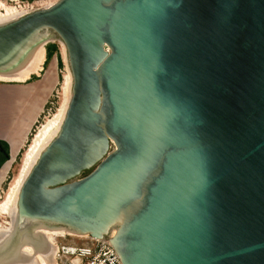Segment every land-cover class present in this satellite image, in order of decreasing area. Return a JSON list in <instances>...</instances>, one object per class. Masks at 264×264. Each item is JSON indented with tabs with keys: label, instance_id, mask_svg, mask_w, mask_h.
Returning a JSON list of instances; mask_svg holds the SVG:
<instances>
[{
	"label": "water",
	"instance_id": "95a60500",
	"mask_svg": "<svg viewBox=\"0 0 264 264\" xmlns=\"http://www.w3.org/2000/svg\"><path fill=\"white\" fill-rule=\"evenodd\" d=\"M55 36L70 98L0 264L49 260L37 227L123 264H264V0H58L0 24V72Z\"/></svg>",
	"mask_w": 264,
	"mask_h": 264
},
{
	"label": "rangeland",
	"instance_id": "374dc122",
	"mask_svg": "<svg viewBox=\"0 0 264 264\" xmlns=\"http://www.w3.org/2000/svg\"><path fill=\"white\" fill-rule=\"evenodd\" d=\"M57 1L0 0V18L7 14L22 16ZM48 44H55L57 49L46 60ZM44 49L42 68L32 74L28 82H0V206L16 184L26 152L39 129L58 113L65 100L70 76L65 49L57 40L47 43ZM4 151L7 156L2 159ZM93 168L76 178L85 176ZM10 223L12 220L0 212V224L11 228L12 232L14 227L8 226ZM82 238L85 237L65 235L56 240L59 243L80 244Z\"/></svg>",
	"mask_w": 264,
	"mask_h": 264
},
{
	"label": "bare ground",
	"instance_id": "6f19581e",
	"mask_svg": "<svg viewBox=\"0 0 264 264\" xmlns=\"http://www.w3.org/2000/svg\"><path fill=\"white\" fill-rule=\"evenodd\" d=\"M20 16L18 15H9L3 16L0 18V24L6 23L8 21L14 20ZM59 41L57 37H52V39ZM61 43V42H60ZM45 58V49L43 43H36L31 49L30 53L25 58V60L21 63V65L12 73H1L0 72V82H26L32 74L37 73L41 70V65L43 64ZM28 82V81H27ZM68 89L66 90V96L64 103L59 109L58 113L49 120L39 129L36 137L33 139L32 145L29 150L26 152L25 159L23 165L21 167L19 176L16 180V184L10 189L5 200L0 206V212L2 215L7 216L12 220V223L8 226L14 227L11 232V228L4 227L0 224V248L4 245L9 236L14 232L17 226V197L19 193L20 186L30 171L33 164L36 162L39 157L41 151L48 145V143L56 136L60 125L63 121L65 111L67 109V105L70 98V86H71V75L68 78ZM112 230V229H111ZM114 231V230H113ZM112 231V232H113ZM40 232L45 235L48 240V243L52 247V252L49 260L41 254L36 253L33 257L34 264H47L52 263L53 256L56 250L55 243L53 242L55 237H63L65 235L77 236V237H89L86 233H79L76 231L69 230L67 227H61L57 230H50L48 228L37 227L33 230V236H36L37 233ZM4 239V240H3ZM19 253L32 256L33 249L28 245H23L19 249Z\"/></svg>",
	"mask_w": 264,
	"mask_h": 264
},
{
	"label": "built area",
	"instance_id": "2783aa9c",
	"mask_svg": "<svg viewBox=\"0 0 264 264\" xmlns=\"http://www.w3.org/2000/svg\"><path fill=\"white\" fill-rule=\"evenodd\" d=\"M53 242L56 250L52 263L47 264H123L106 238L85 237L80 244L59 243L56 238Z\"/></svg>",
	"mask_w": 264,
	"mask_h": 264
},
{
	"label": "trees",
	"instance_id": "16d2710c",
	"mask_svg": "<svg viewBox=\"0 0 264 264\" xmlns=\"http://www.w3.org/2000/svg\"><path fill=\"white\" fill-rule=\"evenodd\" d=\"M57 47L55 44H48L46 46V60L52 56L54 51H56ZM1 152V151H0ZM7 156V152L4 151V155L2 156V159H5Z\"/></svg>",
	"mask_w": 264,
	"mask_h": 264
}]
</instances>
